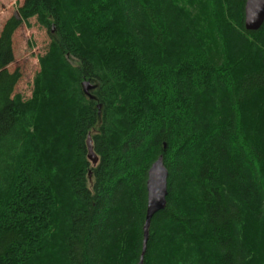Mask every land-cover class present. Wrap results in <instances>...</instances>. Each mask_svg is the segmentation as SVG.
Masks as SVG:
<instances>
[{
  "label": "trees",
  "instance_id": "1",
  "mask_svg": "<svg viewBox=\"0 0 264 264\" xmlns=\"http://www.w3.org/2000/svg\"><path fill=\"white\" fill-rule=\"evenodd\" d=\"M246 1L24 0L0 32V264H138L160 156L145 264H264V25L246 30ZM31 19L51 42L25 99L9 66Z\"/></svg>",
  "mask_w": 264,
  "mask_h": 264
},
{
  "label": "rangeland",
  "instance_id": "2",
  "mask_svg": "<svg viewBox=\"0 0 264 264\" xmlns=\"http://www.w3.org/2000/svg\"><path fill=\"white\" fill-rule=\"evenodd\" d=\"M23 3L24 0H0V32L6 21L17 15ZM30 23L31 26L22 25L14 35L15 61L9 66L10 71L19 69L22 73L16 93L25 99L32 95L34 79L40 70L39 57L45 54L51 42L47 31L36 19H31Z\"/></svg>",
  "mask_w": 264,
  "mask_h": 264
},
{
  "label": "water",
  "instance_id": "3",
  "mask_svg": "<svg viewBox=\"0 0 264 264\" xmlns=\"http://www.w3.org/2000/svg\"><path fill=\"white\" fill-rule=\"evenodd\" d=\"M264 25V0H247L245 4V27L248 31H259ZM90 86L86 85L85 91L88 92ZM88 158L96 165L98 157L94 152L93 140L91 135L87 139ZM168 179L169 171L164 163L163 156H160L152 165L148 173L147 181V214L144 225L143 249L138 264H145V255L150 234L152 219L156 214L165 210L168 198Z\"/></svg>",
  "mask_w": 264,
  "mask_h": 264
}]
</instances>
